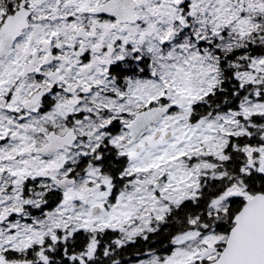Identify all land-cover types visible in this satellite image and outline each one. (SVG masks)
I'll list each match as a JSON object with an SVG mask.
<instances>
[{
  "label": "snow or ice",
  "instance_id": "snow-or-ice-1",
  "mask_svg": "<svg viewBox=\"0 0 264 264\" xmlns=\"http://www.w3.org/2000/svg\"><path fill=\"white\" fill-rule=\"evenodd\" d=\"M0 264H264V0H0Z\"/></svg>",
  "mask_w": 264,
  "mask_h": 264
}]
</instances>
